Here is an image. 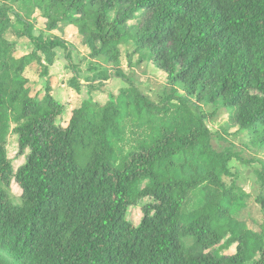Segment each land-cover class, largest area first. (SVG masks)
<instances>
[{
  "label": "trees",
  "instance_id": "obj_1",
  "mask_svg": "<svg viewBox=\"0 0 264 264\" xmlns=\"http://www.w3.org/2000/svg\"><path fill=\"white\" fill-rule=\"evenodd\" d=\"M36 12L50 32L75 26L118 74L133 42L171 93L155 102L129 82L63 125L50 83L34 94L26 75L37 63L48 76L43 56L51 65L67 48L34 34ZM13 17L34 46L23 56L7 38ZM202 103H222L264 146V0H0V264H264V222L243 219L250 193L226 182L236 155L212 146ZM11 135L25 156L17 169Z\"/></svg>",
  "mask_w": 264,
  "mask_h": 264
},
{
  "label": "rangeland",
  "instance_id": "obj_2",
  "mask_svg": "<svg viewBox=\"0 0 264 264\" xmlns=\"http://www.w3.org/2000/svg\"><path fill=\"white\" fill-rule=\"evenodd\" d=\"M15 22L14 28L7 33V38L16 46L17 56H23L33 51V43L27 37H18L17 30H23V25ZM35 35H56L66 41L67 48H57L54 63L49 64L43 56L44 64H48L49 75L42 76V69L36 63L26 75L34 94L44 95L48 83L55 95L61 97L65 111L61 123L66 125L72 109L86 99H93L99 103H106L110 94H118L120 90L134 83L144 94L153 101H161L171 93L167 82V74L150 60L139 62L140 55L135 52V44L122 46L121 74L107 64L102 58L90 56L88 46L83 42L75 26H60L54 31H48L46 19L36 12L30 20ZM51 75V76H50ZM79 86V89L76 88ZM179 95L184 92L179 91ZM56 98V97H55ZM203 109L211 114L207 118V125L213 132L212 146L218 150L233 153L234 158L229 162L232 175L226 177V182H234L237 187L250 193L246 207L241 211L243 219L255 229L264 222V146L255 143L246 131L240 130L230 122V111L222 103H202ZM7 149L14 169L25 160L19 155L17 139L11 135ZM10 198L20 203L21 187L13 181L10 186ZM142 207L135 205L129 208L128 219L135 225L141 222ZM233 247L226 253H233Z\"/></svg>",
  "mask_w": 264,
  "mask_h": 264
},
{
  "label": "crops",
  "instance_id": "obj_3",
  "mask_svg": "<svg viewBox=\"0 0 264 264\" xmlns=\"http://www.w3.org/2000/svg\"><path fill=\"white\" fill-rule=\"evenodd\" d=\"M51 76V75H50ZM55 93H56V91L55 90H51V94L54 96V97H56L57 99H59V100H61L62 101V98L61 97H57L56 95H55ZM77 106V105H76ZM75 106V107H76Z\"/></svg>",
  "mask_w": 264,
  "mask_h": 264
}]
</instances>
